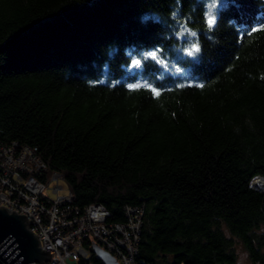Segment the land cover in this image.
<instances>
[{
	"label": "trees",
	"instance_id": "16d2710c",
	"mask_svg": "<svg viewBox=\"0 0 264 264\" xmlns=\"http://www.w3.org/2000/svg\"><path fill=\"white\" fill-rule=\"evenodd\" d=\"M262 28L264 0H0V145L109 221L142 205L138 264H264Z\"/></svg>",
	"mask_w": 264,
	"mask_h": 264
},
{
	"label": "built area",
	"instance_id": "2783aa9c",
	"mask_svg": "<svg viewBox=\"0 0 264 264\" xmlns=\"http://www.w3.org/2000/svg\"><path fill=\"white\" fill-rule=\"evenodd\" d=\"M59 180L62 174L48 173L36 150L0 145V205L23 214L40 249L50 253L46 261L29 264H102L93 259L96 248L117 264H138L144 207L126 205L124 221H109L102 204L80 208L69 189L60 194Z\"/></svg>",
	"mask_w": 264,
	"mask_h": 264
},
{
	"label": "water",
	"instance_id": "95a60500",
	"mask_svg": "<svg viewBox=\"0 0 264 264\" xmlns=\"http://www.w3.org/2000/svg\"><path fill=\"white\" fill-rule=\"evenodd\" d=\"M251 185L262 191L252 183ZM49 257L48 250L40 249L36 236L28 227L26 217L0 205V264H29L46 261ZM102 264L117 263L114 259H108Z\"/></svg>",
	"mask_w": 264,
	"mask_h": 264
},
{
	"label": "rangeland",
	"instance_id": "374dc122",
	"mask_svg": "<svg viewBox=\"0 0 264 264\" xmlns=\"http://www.w3.org/2000/svg\"><path fill=\"white\" fill-rule=\"evenodd\" d=\"M194 43L196 46L198 45L197 42L195 43L194 41H190L189 44H192ZM156 62L163 67L164 69V72L163 74L165 73H168L172 76H176V77H183L185 76L187 73V70L179 67L178 65H176L175 61H176V58L175 57H171L169 59H163V58H159V57H156ZM171 66V68H170ZM181 83L185 84V83H191V80L189 79H181L180 80ZM59 184L62 185V190H60V194H64L68 191V186L66 184V182L64 180H59ZM51 193V192H50ZM52 194V193H51ZM236 250L238 252V258H240L241 260H245V257H246V253L244 252L242 246L240 244H237L236 245Z\"/></svg>",
	"mask_w": 264,
	"mask_h": 264
},
{
	"label": "snow or ice",
	"instance_id": "6c2138e0",
	"mask_svg": "<svg viewBox=\"0 0 264 264\" xmlns=\"http://www.w3.org/2000/svg\"><path fill=\"white\" fill-rule=\"evenodd\" d=\"M207 23H208L209 28L213 27V25L216 23V18L214 16L210 15L208 17V19H207ZM256 30H264V28H262V29H253V31H256ZM193 35H194V33H193ZM199 51H200V49L197 46H193L188 51V55L192 56V55L198 53ZM149 55H151V57L153 59H156V53L155 52L149 53ZM135 64H136V66H139L140 61L139 60L135 61ZM152 91H153L154 94L159 95V92H157L156 89H152Z\"/></svg>",
	"mask_w": 264,
	"mask_h": 264
},
{
	"label": "bare ground",
	"instance_id": "6f19581e",
	"mask_svg": "<svg viewBox=\"0 0 264 264\" xmlns=\"http://www.w3.org/2000/svg\"><path fill=\"white\" fill-rule=\"evenodd\" d=\"M11 145H19V146H24V148L28 149V150H36L35 148L29 147V146H25V145H20L17 142H12ZM252 184L257 187L258 189L264 191V179L262 178H256L252 181Z\"/></svg>",
	"mask_w": 264,
	"mask_h": 264
}]
</instances>
